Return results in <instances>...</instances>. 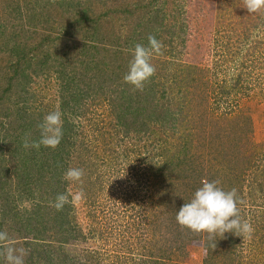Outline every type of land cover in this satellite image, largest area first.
<instances>
[{"label":"rangeland","instance_id":"obj_1","mask_svg":"<svg viewBox=\"0 0 264 264\" xmlns=\"http://www.w3.org/2000/svg\"><path fill=\"white\" fill-rule=\"evenodd\" d=\"M177 1L181 2L182 21L190 24L186 27V45L181 47L177 61L199 65L207 69L208 74L207 77L196 74L191 86L183 84L181 91L183 95L185 93L186 104L181 106L183 108L175 107V112L171 110L166 116L163 115L166 123L182 117L181 124L185 129L181 124L177 125L179 128L173 134L175 131L170 126L166 130L149 122L148 131L139 135H126L124 127L117 132L114 107L109 97L97 100L89 97V112L81 114L78 121L84 126L85 146L81 151L85 157L76 162L74 155V162H70L71 165L73 163L72 168H82L84 176L82 183L73 181L68 187V193L82 189L85 194L80 202L72 204L74 208L71 209L75 225L82 228V236L67 242L61 240V232L53 229L48 233L53 238L47 237L43 243L33 242L34 244L29 245L26 239L39 237V234L36 236L35 224L30 227L26 225L34 208L37 210L36 205L33 201L20 197L16 191L13 193H16L15 197L11 199L13 202L9 201L11 207L4 214L0 196V229L9 232L16 241L24 242L23 247L28 251L26 257L33 252L36 264H153L152 259L169 264H264V191L261 190L264 186V41L255 53L247 54L246 48H243L240 53L243 58H239L237 62L233 59L227 62L218 60V47L213 43L216 39L213 33L220 21V6L223 9L226 7L223 12L227 14V22L233 20L235 24L241 21V11L245 15L263 18L257 22L258 25L264 24V11L248 13L243 0ZM27 2H32L30 14L40 30L58 31L54 32L57 36L63 34L59 33L56 20L48 17L51 10L54 13L61 10V6L57 5L60 4L59 0H19L18 5L27 10ZM237 4L240 5L239 8H236ZM1 6L0 0V9ZM80 10L78 4L73 2V15L74 12L80 14ZM27 11L29 14V10ZM245 15L242 14L241 18H246ZM24 22L26 23V19ZM133 23L131 19L128 23L117 19L115 28L118 32L115 33L126 36ZM254 23L256 21L247 24L253 27ZM29 25L27 22L26 27ZM257 26L254 27L256 35ZM259 35H263L264 40V26L259 29ZM170 46H166V53L162 57H155L170 61ZM244 65L248 69L246 76L250 79L249 87L246 91L237 90L240 85L232 89L238 70ZM155 77H161V82L164 83L171 76L156 70L153 78ZM172 80L171 78L170 82ZM30 84L32 86L24 95L16 93V87L7 91L0 82V113L4 112L7 118V114L18 106H25L30 100L36 104H53L60 86L54 76L47 80L44 76L38 77ZM163 87L164 84H160L156 92L152 93L155 100H164L162 94L166 88ZM53 108L54 106H50L48 113ZM9 117L11 118L10 115ZM19 124L21 125L20 119L14 124L7 120L9 134L13 135L14 129H21ZM1 139L0 158L14 157L16 147L18 152L24 150V140H20L22 144L18 145L14 136L6 135L3 139L1 135ZM176 158L179 165H168ZM184 168L189 171L193 169L196 175L202 177V181L219 180V186L225 191L237 189L243 201L238 205L241 218L250 221L254 228L250 240L225 233L224 238L216 236L213 239L215 245L210 248L205 244V239H208L206 233H193L177 225L176 221L175 226L170 229L181 230L188 235L186 237H195L186 241L178 237L177 243L181 247L174 241L175 231L168 234L169 237L156 233L153 238L150 232H143L144 223L151 220L148 217L152 215L163 216L165 223H169L168 217L158 213L167 205L166 201L163 203V199L174 200L183 195L186 187L182 183L188 178ZM179 202L174 201L176 205ZM47 218L45 216L44 220ZM140 224L142 226H138ZM149 227L151 229L152 224ZM229 237H234L232 239L237 242L234 249V256L237 258L235 262L229 259L233 256L224 261L225 247H216L217 241L224 242ZM161 245L163 248L159 250ZM212 254L217 257L211 258ZM2 261L0 259V264H4Z\"/></svg>","mask_w":264,"mask_h":264},{"label":"trees","instance_id":"obj_2","mask_svg":"<svg viewBox=\"0 0 264 264\" xmlns=\"http://www.w3.org/2000/svg\"><path fill=\"white\" fill-rule=\"evenodd\" d=\"M59 1L60 4H56L61 6V10L54 13L50 8L51 13L48 12V17H53L56 20L59 33L63 32L57 36L54 35V32L58 31L47 32L39 29L38 24L30 14V10L33 9L32 2L25 4L26 9L29 10V14H27L28 11L18 5L19 0H1V84L6 87L7 91L16 87V93L26 95L32 86L31 81H36L38 77L44 76L47 80L54 76L60 82L59 89L56 91L58 97H54L53 104L45 102L36 104L30 100L25 106H18L11 112L9 114L11 118L8 114L6 118L4 112L0 113V143L2 141L1 135L3 139L6 135H10L11 137L14 136L16 141L18 140V145L22 144L20 140H24L28 134L32 140L40 138L37 126L48 114L50 106H54L53 111L59 110L62 113L63 138L57 148L51 149L41 146L37 150L24 147V150L19 149L18 152V147H16V152H13L14 157L0 158V196L3 213L11 207L9 201L15 197L16 193L14 195L13 193L16 191L20 197L33 201L37 207V210L34 208V212L29 216L26 225L30 227L35 224L36 236L39 234V237L32 240L26 239L25 241L29 245L37 242L43 243L47 237H52L48 233L53 229L61 232V240L64 239L67 242L83 234L81 226L77 227L73 220L71 209L74 206L72 203L65 204L61 211H57L52 204L58 194H69L68 187L73 181H66L63 176L68 168L73 167V163L71 165L70 162H74L72 160L74 155H76V162L85 157L81 151V148L85 146V144L83 145L84 126L78 121L81 114L86 115L89 112V108H87L89 107L87 105L89 97L92 96L95 100L109 97V101L114 107L113 116L115 126H118L117 132L124 127L126 135H139L148 131V123L152 122L157 126L166 128V130L170 126L175 131L173 134H175L179 128L177 125L181 124L182 117L166 123L163 119L164 116L171 110L175 112V107L183 108L181 106L186 104L185 93L183 95L181 91L183 84H186V87L193 85L192 80L196 78V74L208 76L207 69H203L199 65L177 61L181 47L186 45V27L189 24L182 21L181 2L179 3L177 0ZM73 2H76L81 8L80 14L77 11L78 14L74 12L73 15ZM131 5L133 7H130ZM239 7L240 5L237 4L236 8ZM224 9L223 6H220V21L213 33L216 38L213 43L214 46L217 45L218 47L216 49V54L219 55L218 60L227 62L233 59L237 62L239 58H243L240 55L241 51L244 50L243 48H246L247 54L249 52L255 53L257 47L263 44V35H259V29L263 28L264 24L258 25L257 22L263 18L245 15L242 13L244 11H241L239 14L241 21L235 24L233 20L227 22L225 17L227 14L223 12ZM242 14L246 18H241ZM24 19H26V23ZM117 19L124 23H128L130 19L134 21L129 26L130 29L126 36L116 34L118 32L115 28ZM253 21H256L253 27L248 25ZM27 22L30 25L26 27ZM222 26L226 29L224 30ZM255 26H257L258 36L255 33ZM149 35L155 36L163 44L162 54L158 56L162 57L166 53V46L171 45L172 59L170 61L162 60L160 57L156 58L155 54L151 60L158 72H164V75L169 74L171 77L162 83L161 77L160 79L159 77L153 78L154 75L145 83L143 91L133 90L131 85L124 82L123 77L128 72L134 46L137 43L147 46ZM245 65L238 70V77L232 89L239 85L237 89L239 91L248 89L250 79L248 80L246 76L248 69ZM159 68H162V71ZM205 70L206 72H204ZM171 78L173 80L170 82ZM160 84H164L165 87L163 88H166V91H163L162 94L164 100L157 101L153 94ZM175 89L177 93H175ZM19 119L21 129H14L15 133L9 134L10 128L6 127L7 120L14 124V122L18 123ZM181 127L185 129L182 124ZM176 160L177 158L171 160L168 165H179L180 163ZM183 170L187 172L188 176L186 181L182 183L183 187H186L183 195L174 200L163 199V203L166 201L167 205L164 210L158 213L168 217L169 223H165L163 216L155 217L152 215L155 218L148 217L151 220L143 225V232H150L152 238L156 233H161L160 236L169 237L168 234L175 231L173 233L175 239H172L178 245V237H182V241L192 240L195 237H186L188 235L185 232L170 229V227L175 226L174 221H176V213L179 208L192 198L195 190L202 184V177L196 175L193 169L189 171L184 168ZM192 176L195 178L192 179ZM261 190L264 191V186ZM69 199H71L70 196ZM174 201L180 202L176 205ZM45 216L48 217L46 220H44ZM151 224L152 228L150 229ZM176 224L179 225L177 221ZM138 226H142V224ZM23 238L26 237L23 236ZM232 238L234 237L225 238L224 242H216V247H225L226 258H223L224 261L231 256L233 258L229 259L234 262L237 261L234 256L237 242ZM17 243L22 247L24 245V242L18 240ZM205 244L213 248L215 242L205 239ZM159 248L162 249L163 245ZM41 252L43 253V251ZM32 253L30 252L28 258L26 257L25 264H36L33 261ZM210 257L216 258L217 256L212 254ZM152 260L153 264H169L161 260L160 262L159 259ZM242 260L244 259H239V261Z\"/></svg>","mask_w":264,"mask_h":264},{"label":"clouds","instance_id":"obj_3","mask_svg":"<svg viewBox=\"0 0 264 264\" xmlns=\"http://www.w3.org/2000/svg\"><path fill=\"white\" fill-rule=\"evenodd\" d=\"M244 8L248 13L264 11V0H243ZM148 45L137 43L132 50V59L129 62L128 72L124 75L125 83L132 86L133 90L143 91L145 83L156 73V68L151 60L153 55L162 54L163 44L155 36H148ZM40 138L32 140L30 134L26 135L23 147L39 150L41 146L55 149L63 138L62 113L52 111L44 116L38 126ZM84 170L82 168H68L63 178L66 181H79L82 183ZM219 180H203L201 187L195 190L192 198L184 203L176 213V221L182 228H187L193 233H206L209 240L216 236L224 238L225 233H232L243 239H251L254 228L250 221L242 219L238 205L243 201L237 189L225 191L219 186ZM71 196V200L69 199ZM81 189L75 193L58 194L53 207L61 211L65 204H75L84 198ZM28 251L19 246L9 232L0 230V259L4 264H25Z\"/></svg>","mask_w":264,"mask_h":264}]
</instances>
